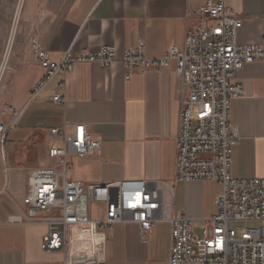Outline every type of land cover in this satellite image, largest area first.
<instances>
[{
  "label": "crops",
  "instance_id": "crops-1",
  "mask_svg": "<svg viewBox=\"0 0 264 264\" xmlns=\"http://www.w3.org/2000/svg\"><path fill=\"white\" fill-rule=\"evenodd\" d=\"M206 1L25 0L26 29L12 43L3 75L9 74L8 89L16 90L6 91L4 96L11 100L7 107H13L18 116L5 114L6 105L0 112V124L15 125L7 130L5 145L0 147V264L103 260L104 234L93 224L72 227L67 250L45 252L41 249L48 232L45 221L52 215L40 214L39 223L15 221L26 210L23 201L30 170L53 166L49 151L63 144L50 131L66 125L84 124L102 141L101 156L68 159L70 179L84 186L143 180L161 191L158 221L165 223L166 264L170 220L184 213L195 227H203L217 213L216 198L222 193L219 183L175 180L181 105L174 62L159 70H137L129 80L122 63L109 69L80 64L67 76L57 77L37 99L30 98L44 74L32 53L33 41L55 61L69 52L97 53L104 46L115 47L122 55L140 43L145 44L148 58H160L172 47L183 50L188 30L211 24L196 14ZM226 2L243 19L238 42L260 43L264 39V0ZM236 81L244 93L232 100L231 124L241 138L233 151L231 173L237 179H264V62L244 66ZM63 84L65 91H60ZM59 93L66 95L64 105L51 102ZM14 130H19V137L10 140ZM8 141L11 147L6 149ZM91 219L96 221L92 215ZM142 264L155 262L147 258Z\"/></svg>",
  "mask_w": 264,
  "mask_h": 264
},
{
  "label": "built area",
  "instance_id": "built-area-1",
  "mask_svg": "<svg viewBox=\"0 0 264 264\" xmlns=\"http://www.w3.org/2000/svg\"><path fill=\"white\" fill-rule=\"evenodd\" d=\"M196 14L211 24L188 30L183 50L172 47L155 59L146 56L145 44L140 43L122 55L115 47L104 46L97 53L69 52L55 61L33 41L32 53L44 74L30 98L37 99L57 77L67 76L80 64L109 69L122 63L129 80L137 70H159L174 62L181 105L175 180L217 182L222 193L216 198L217 213L204 221L199 233L184 213L170 220L169 264H264V179H237L231 173L233 151L241 138L238 128L231 124L232 100L244 93L236 77L244 66L264 62V39L257 44L238 42L243 19L234 14L226 0H207ZM65 88L66 84L59 86L60 91ZM66 101V95L60 93L51 98L54 105ZM6 113L18 116L13 107H7ZM14 126L0 124V147L5 145L7 130ZM50 134L63 142L49 151L55 164L30 170L23 201L26 210L15 221L39 223L40 214L52 215L45 221L48 232L41 244L45 252L67 250L71 228L89 224L100 229L136 224L142 241H146L162 209L161 191L143 180L84 186L70 179L68 159L101 156L102 141L84 124L52 129ZM93 205L104 207L102 220L92 221ZM234 223L246 225L240 237L232 227ZM81 264L106 263L92 260Z\"/></svg>",
  "mask_w": 264,
  "mask_h": 264
},
{
  "label": "rangeland",
  "instance_id": "rangeland-1",
  "mask_svg": "<svg viewBox=\"0 0 264 264\" xmlns=\"http://www.w3.org/2000/svg\"><path fill=\"white\" fill-rule=\"evenodd\" d=\"M25 2V0H24ZM23 2V6H24ZM21 4V0H0V69L3 64L4 56L11 43V34L13 24ZM23 8L21 10L18 26L12 43L21 37L25 31L26 25L23 21ZM12 46V44H11ZM9 74L3 77L0 85V112L1 109L11 103V100L4 95L6 91L14 93L16 90L9 88ZM14 85V84H13ZM19 130L10 132V140H16L19 137ZM11 147V141H8L6 149ZM92 218L96 221L104 218L103 207L93 205L91 210ZM250 226L256 227V224ZM233 229L237 232L238 237L244 232L246 225L243 223H234ZM202 226H196V232L199 233ZM104 234V251L102 258L106 264H142L143 259H151L155 264H166V242L165 223L158 221L152 233L146 241H142L136 226L132 224H118L112 229H98ZM157 240V241H156ZM156 241V242H155ZM171 245V240H170Z\"/></svg>",
  "mask_w": 264,
  "mask_h": 264
},
{
  "label": "bare ground",
  "instance_id": "bare-ground-1",
  "mask_svg": "<svg viewBox=\"0 0 264 264\" xmlns=\"http://www.w3.org/2000/svg\"><path fill=\"white\" fill-rule=\"evenodd\" d=\"M23 2H24V0H21V4L19 6L16 18H15V22L13 24V30H12V34H11V38H10L11 39V43H10V45H9V47L7 49V52H6L5 56H4L3 64H2V67L0 69L1 70L0 71V81H1V79H2V77L4 75V73H5V70H6L7 66H8L7 62H8V59H9V54H10V50H11V44H12V40H13V38L15 36V32H16L17 26H18L21 10H22V7H23Z\"/></svg>",
  "mask_w": 264,
  "mask_h": 264
}]
</instances>
